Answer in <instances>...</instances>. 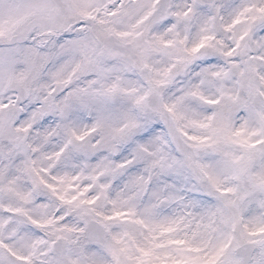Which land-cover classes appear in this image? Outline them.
<instances>
[{"label": "snow or ice", "instance_id": "6c2138e0", "mask_svg": "<svg viewBox=\"0 0 264 264\" xmlns=\"http://www.w3.org/2000/svg\"><path fill=\"white\" fill-rule=\"evenodd\" d=\"M0 264H264V0H0Z\"/></svg>", "mask_w": 264, "mask_h": 264}]
</instances>
